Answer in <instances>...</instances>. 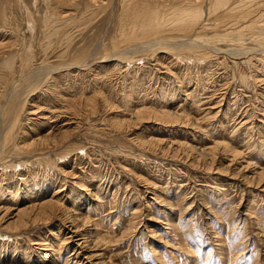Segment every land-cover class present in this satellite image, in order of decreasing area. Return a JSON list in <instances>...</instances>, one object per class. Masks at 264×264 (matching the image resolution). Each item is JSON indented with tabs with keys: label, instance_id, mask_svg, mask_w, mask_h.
<instances>
[{
	"label": "rangeland",
	"instance_id": "1",
	"mask_svg": "<svg viewBox=\"0 0 264 264\" xmlns=\"http://www.w3.org/2000/svg\"><path fill=\"white\" fill-rule=\"evenodd\" d=\"M61 1L0 0V52L18 34L35 65L0 66V120L19 110L18 139L70 134L33 164L61 191L53 210L24 226L28 202L0 197V264H264V32L247 17L264 0H244L229 28L123 40L120 2L104 0L49 43L41 17L74 13Z\"/></svg>",
	"mask_w": 264,
	"mask_h": 264
},
{
	"label": "bare ground",
	"instance_id": "2",
	"mask_svg": "<svg viewBox=\"0 0 264 264\" xmlns=\"http://www.w3.org/2000/svg\"><path fill=\"white\" fill-rule=\"evenodd\" d=\"M69 1L72 3L71 5L75 14L63 12L61 15H58L56 12H51L52 16L41 17L44 20V21L42 20L43 21L42 27L44 29V33L46 34L45 38L47 42L51 43L50 36L52 34H56V33L65 34L66 31L65 29L67 28L77 29L78 27L76 26V24L78 23V20H80L79 17L87 16L88 14L93 13L94 11L97 12V10L95 9L96 7L99 8L98 10L101 11L105 9L104 10L105 13L106 11H108L106 8L109 7L108 6L109 4L107 2H104V0H69ZM119 2L121 5V9L119 13L117 12L118 13L117 22H119V24L117 23V27H119L122 32V35L120 36L121 40L128 37H132L136 39L135 34L131 30H135L137 33L142 34V37L144 36L146 37V35L148 36L149 33L151 32L154 33V31H164V28L165 29L170 28L172 30L174 29L175 31L183 30L186 35H190L191 33H193V35L196 36L199 33H202L208 30V28H212V27L219 28L222 26L225 28H229L233 25L234 22L238 20L237 18L241 19L240 13L248 5L246 4L245 6H242L243 4H245L244 0L241 2L239 0H119ZM263 3L259 4L258 10L254 12H252L251 9L250 10L248 9L249 15L247 16L249 19L254 18L253 22H251V25L253 24L254 27L256 25L258 31L261 32H264L263 24L258 26L259 24L257 23L259 22L257 23L255 22L259 19V14L261 10L262 11L264 10ZM57 4L59 6H66L65 5L66 2L63 3L61 0H57ZM256 12L259 14H254ZM91 15L92 14H90V16ZM114 15H116V13H114ZM242 15L244 16L243 18L246 17L247 9L243 11ZM252 15L255 16L253 17ZM72 16L75 17L73 18ZM96 16L97 15H95V17ZM127 18L131 20L127 24H124V20ZM9 21L14 22V19L12 18L4 19V24L5 23L7 24ZM14 24H16V22H14ZM2 32L3 29L0 31V35L2 34ZM16 36L18 37V39L15 41V43H13L8 47L11 48V50L0 52V66L11 67L16 63V61H19V63L23 68L30 69L31 67L35 66L30 61V59H32L33 56L28 55V53L31 51L33 46L31 43H26V41L24 40L21 41L19 39L20 36L18 34H16ZM195 39L196 38H190L191 41ZM190 40L189 38L186 39V41H188L189 44H190ZM68 41H71V39ZM67 43H64L65 45H67L66 47H70L71 45L70 42L68 44ZM187 46L189 45H186L185 47L187 48ZM199 46H196L192 43L190 47L198 48ZM4 48L5 46L0 43V50ZM134 49L135 48L133 47L126 50L132 51ZM126 50H122V51L118 50L117 53L126 52ZM62 67H64V69L73 68L70 64L68 65V63L64 64V66ZM51 71L52 70L48 71L45 75L50 76ZM15 113H17L15 117H11L12 119H9L7 123L4 122L3 118H1L0 120V197H4L2 200L5 201L6 198L8 197L7 200L10 201L9 203L13 204L14 206L18 205L19 209L21 208V206L19 207L18 204L19 201L25 200V203L26 201L28 202L29 206L27 207L23 206L24 208L22 207L19 210V212H17L18 215L16 217L18 220L17 223L19 222L20 224L21 222L24 226H28V223H30V221L32 220L34 222L37 221L41 217V213H45L49 210H53L60 201V199L58 198L59 199L58 200L56 197L59 196V194H61L60 189L55 187L57 183H55V181L53 182L52 178H51L52 181H50V179L48 178L39 177L40 174H38L37 176V172L33 170V164L38 163V165H40L42 168L41 161L43 160L42 158L46 154H48L46 153V151L48 150V146L51 147L52 142L54 144L64 142L66 139L70 137V134L66 129L63 132L64 134L62 135V137L58 139L56 136L49 135L50 133L47 134L48 136H44V135L41 136L40 133H37L38 131H36V129L31 131L32 133H30L28 132V129L26 130L25 128L24 129L21 128V131L18 134V136H20V139H18L17 133L13 135V126L15 124L12 122L13 120L20 117L19 110L18 111L16 110ZM134 113L137 116L138 120H142L143 118H145L148 112L146 113V111L143 110V108L141 107L140 109L135 108ZM43 123H45V121ZM65 127L66 126H63L62 129H64ZM35 134L39 135L38 139L37 138L34 139ZM10 153L12 154L10 155ZM36 153H38V156L37 155L34 156ZM16 157H20L22 159V162L18 165H16L17 162L13 161L14 158ZM23 157H27V158H23ZM35 157H37L36 161H33V159L31 160V158H35ZM19 166H20L19 169L20 172H16L18 171L16 167ZM12 171H14V173H12ZM21 173H23L24 175H29L30 178L28 177L29 179L24 181L22 185H20V182L19 181L17 182V180L16 183H12L14 182L13 180H15V177L16 179L20 178L19 175H21ZM51 191L54 193V194L51 193L53 194V197L51 199L49 200L42 199L44 195L50 193ZM55 198L56 200H54ZM36 200H40V202L36 203L35 202ZM33 202H35L36 204ZM1 209H5V208H1ZM36 242L39 245H44V246L46 245L45 246L47 248L46 250H50L49 247L50 244L45 240V238H41ZM1 246L3 247L2 244Z\"/></svg>",
	"mask_w": 264,
	"mask_h": 264
}]
</instances>
